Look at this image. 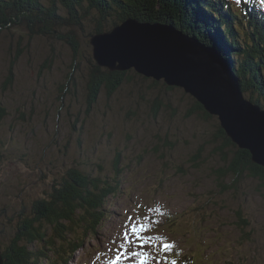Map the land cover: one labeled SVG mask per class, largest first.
<instances>
[{
	"label": "rangeland",
	"instance_id": "1",
	"mask_svg": "<svg viewBox=\"0 0 264 264\" xmlns=\"http://www.w3.org/2000/svg\"><path fill=\"white\" fill-rule=\"evenodd\" d=\"M123 1L129 5L133 0ZM230 1L231 7L238 5ZM83 4L86 9L78 18L71 16L77 22L71 26L66 22L70 16L59 5L55 18L46 9L43 20L30 27L24 24L0 32L1 251L7 253L13 246L20 220L31 219L34 202L48 200L63 181L73 183L70 175L75 173L94 185L93 191L106 185L116 188L103 207L109 217L95 238L83 232L78 218L74 224L64 223L62 242L43 223L45 243L27 244L22 237L15 243L32 252L27 264L57 260L60 264L61 251L63 257L69 248L66 243L73 240L83 246L68 264H107L123 243V233L140 224L150 228L145 236L153 245H174L169 256L177 264H264V181L247 171L241 177L221 178L240 148L233 143L222 147L215 138L218 119L193 111L195 101L181 89L155 85L131 70L125 72L121 86L118 83L111 91L101 87L92 96L97 84L90 77H100L88 72L90 65H97L91 42L102 34L95 28L107 33L129 19L145 22L132 17L118 22L108 14L97 20L88 2ZM249 5L251 14L264 7V0ZM177 7L179 19H186L190 4L177 0ZM220 11L228 14L225 5ZM232 28L244 49L247 40L241 36L248 31L236 24ZM161 31L180 43L189 38L191 47H203L182 33ZM208 49L221 66L224 60L231 65L240 84L242 57L219 47ZM240 90L245 101L264 111V94L253 86L243 89L240 84ZM192 158L199 164L196 169ZM239 216L249 222L244 231L236 225Z\"/></svg>",
	"mask_w": 264,
	"mask_h": 264
},
{
	"label": "trees",
	"instance_id": "2",
	"mask_svg": "<svg viewBox=\"0 0 264 264\" xmlns=\"http://www.w3.org/2000/svg\"><path fill=\"white\" fill-rule=\"evenodd\" d=\"M50 1L0 0V32L4 29L7 30L9 27L24 24L30 27L33 25L32 23L43 20L41 17L46 9L50 14L49 16L55 18L57 13L55 6L59 7V5L63 7L67 15L70 16L71 19L66 20V22L71 26L73 23H77L72 17L79 16L81 10L86 9L83 2L87 1L88 8L97 14V20L103 17L104 14H108L109 17H114L115 15V19L111 17L110 19L118 22L132 17L140 22H148L149 24L172 25L179 29L182 34L196 39L197 42L207 47H219L226 53L230 54L231 52L234 55L237 54L238 59L239 56H241L244 60L239 66L241 67L240 74L242 75L239 77L241 79V87L247 89L253 86L255 91L264 94V26L260 23L263 21V18L261 19L258 16L254 17L252 15L255 12H259L262 7H257L258 9L252 10L250 14L251 7L247 5L249 2H252V0H239L238 5L235 7L230 6V0H184L186 3L190 4L186 13L184 12L185 15H187V18L184 20L179 19L181 12L178 10L177 0H133L129 5L123 0ZM169 2L173 4H169ZM47 3H49V5ZM224 5L227 8L228 14H224L220 11L221 7L223 8ZM177 13L179 17H175ZM190 17H192L194 21H192ZM215 19L219 22L217 23ZM203 20L204 22L200 23L201 27L199 22ZM236 21H240L242 25L238 24ZM234 23L237 28L248 31L244 33V36H241V38L247 40L244 49L241 48L237 42L238 39L236 40L237 35L232 28L235 26ZM95 29L98 33H103L104 31L100 26ZM208 34H211V40L208 38ZM43 35H47V33L44 32ZM60 37L61 36H58L59 39H62ZM232 66H234V62ZM88 72L100 77L98 80H95L93 76L90 77L92 84H97V88L93 90L95 92L91 93L92 96H96L101 87L105 89L110 88L109 91H111L118 83L117 87L121 86L120 80H122L125 74L120 72H107L108 74H106V71L104 72V69L98 67L95 63L90 65ZM94 81L96 83H94ZM154 84L157 85L156 82H154ZM87 108L89 109V105H87ZM193 111L200 110L194 109ZM2 112L3 110H0V117ZM215 135L216 139L221 138L225 140L224 146L230 143L220 129H217ZM235 155L236 157L231 166H228L220 173V175H222L221 178L229 174L234 177H241L245 174L244 172L247 171L252 176L259 175L256 179L264 181V170H260V168L254 166L250 162L246 152L238 151ZM192 159L195 163L192 167L196 169L199 164L194 158ZM70 176L73 178V183L71 180L63 181L61 184L59 183L57 188H54L53 194H50L48 200L34 202L32 206L34 211L31 213V219L21 218L20 227L18 229V233L20 234L11 242L13 246L10 249L7 248V253L1 251L2 249L0 248L4 264L28 263L26 257H29L32 252L29 251L27 247L26 249L24 247L21 249L18 248L15 243H18L21 237L22 241L27 244L38 242L41 244L45 243L46 233L40 229V225L43 223L52 227L58 236L57 240L61 242L65 241L62 227L67 223L74 224L73 221L75 218H78L79 226L80 228H84L83 232L86 235L88 234L92 238L97 237V230L100 228L102 221L109 217L106 215V211L103 210V207L109 201L108 198L116 193V188L106 185L99 191H93L95 186L90 182L88 183L83 177L75 173ZM226 188L227 187H223V189ZM169 218L170 217H167V219ZM150 219L154 221L155 215ZM239 219L241 220L237 221L236 225L241 231H244V228L248 226L249 222L244 216H239ZM34 224H38V227H35ZM66 245H68L69 248L63 257L61 256L64 254V250L61 251L60 264H68L72 260V255L82 248L83 242L73 240L70 244L66 243ZM150 248L158 251L159 246L155 245V247H149V249ZM54 264H59L58 260Z\"/></svg>",
	"mask_w": 264,
	"mask_h": 264
},
{
	"label": "water",
	"instance_id": "3",
	"mask_svg": "<svg viewBox=\"0 0 264 264\" xmlns=\"http://www.w3.org/2000/svg\"><path fill=\"white\" fill-rule=\"evenodd\" d=\"M129 20L91 42L97 65L112 73L133 70L146 79L181 89L195 101L193 109L218 119V130L231 142L226 146L234 144L247 151L250 162L264 170V111L242 98L239 81L230 74L231 65L224 60L223 69L207 46L191 47L161 31L181 34L172 25H140ZM228 71L231 77L226 81ZM217 140L223 147L225 140Z\"/></svg>",
	"mask_w": 264,
	"mask_h": 264
},
{
	"label": "snow or ice",
	"instance_id": "4",
	"mask_svg": "<svg viewBox=\"0 0 264 264\" xmlns=\"http://www.w3.org/2000/svg\"><path fill=\"white\" fill-rule=\"evenodd\" d=\"M239 2V0H237ZM150 228L146 225H133L128 231L123 233V243L115 250L116 255L107 264H127V261L134 260V264H177L175 259L169 260L167 257L172 252L174 245L162 243L158 252L154 255L146 251L148 247H155L150 236H145ZM127 244L128 247L124 245ZM131 250L130 249H133Z\"/></svg>",
	"mask_w": 264,
	"mask_h": 264
},
{
	"label": "bare ground",
	"instance_id": "5",
	"mask_svg": "<svg viewBox=\"0 0 264 264\" xmlns=\"http://www.w3.org/2000/svg\"><path fill=\"white\" fill-rule=\"evenodd\" d=\"M179 32H180V31H179ZM183 35H184V34H183ZM186 39H187L188 42H189V38H186ZM179 43H180V42H179ZM181 43H183V42H181ZM217 63L220 65L219 62H217ZM222 67H223V65H222ZM223 69H224V67H223ZM225 72H226V70H224V74H225ZM230 74L234 77L233 73L230 72ZM230 74H229V71H228V72L226 73L227 76L225 75L226 78H227V77L230 78V77H231ZM153 82H158L159 84H162L163 81H160V82H159V81H155V80H153ZM164 92H165V91H164ZM94 98H95V97H94ZM246 153H248V152H246ZM181 228H182V227H181ZM177 231H178V230H177ZM180 232H182V231H180ZM180 232H179V233H180ZM174 248H175V247H174ZM167 258H168L169 260L171 259V257H170L169 255H168ZM179 264H182V263H179Z\"/></svg>",
	"mask_w": 264,
	"mask_h": 264
}]
</instances>
